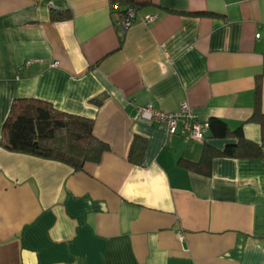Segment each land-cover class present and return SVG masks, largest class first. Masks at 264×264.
Instances as JSON below:
<instances>
[{
	"label": "crops",
	"instance_id": "crops-1",
	"mask_svg": "<svg viewBox=\"0 0 264 264\" xmlns=\"http://www.w3.org/2000/svg\"><path fill=\"white\" fill-rule=\"evenodd\" d=\"M148 1L122 30L110 0H0V137L14 99L33 98L108 146L81 171L0 146V264H264V153L204 176L186 164L236 139L136 118L186 104L258 144L264 0Z\"/></svg>",
	"mask_w": 264,
	"mask_h": 264
},
{
	"label": "trees",
	"instance_id": "trees-1",
	"mask_svg": "<svg viewBox=\"0 0 264 264\" xmlns=\"http://www.w3.org/2000/svg\"><path fill=\"white\" fill-rule=\"evenodd\" d=\"M148 3V0H110L111 13L116 16L117 24L118 18H122L127 10L136 14ZM57 16L56 13H51L52 19H58ZM61 16L69 18L70 14L64 12ZM260 95L258 82L254 92V111L250 119L260 126L258 144L247 141L241 128L230 131L224 122L210 118L207 121L210 139L224 140L231 137L237 143L226 146L222 151L205 146L201 161L196 165L186 166L207 176L213 158L260 157L264 153V115L260 111ZM205 139L206 136L203 143ZM138 143L139 140L134 139L132 149ZM0 146L8 152L62 163L74 171H81L86 163L99 161L101 155L108 150V146L94 135L91 119L59 111L50 103L33 98L14 99L2 125Z\"/></svg>",
	"mask_w": 264,
	"mask_h": 264
},
{
	"label": "built area",
	"instance_id": "built-area-1",
	"mask_svg": "<svg viewBox=\"0 0 264 264\" xmlns=\"http://www.w3.org/2000/svg\"><path fill=\"white\" fill-rule=\"evenodd\" d=\"M135 19L136 14L132 10H127L122 18H118L117 25L122 30H127L131 27ZM155 19L156 16L154 15H147L144 17V21L148 23ZM256 37H258V35H256ZM56 65L57 63L52 64V66ZM141 114H148L150 120L156 124H165L169 137L179 133L184 139L190 142H202L208 129V123L200 122L193 109L186 104H181L176 111L170 113L156 110L150 104H146L137 108L136 118ZM178 129H180L179 132Z\"/></svg>",
	"mask_w": 264,
	"mask_h": 264
}]
</instances>
